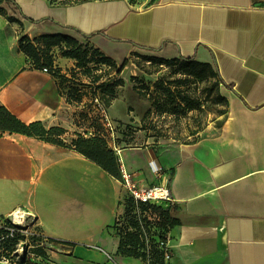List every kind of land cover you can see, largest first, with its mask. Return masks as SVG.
<instances>
[{
    "label": "crops",
    "instance_id": "0c3cea01",
    "mask_svg": "<svg viewBox=\"0 0 264 264\" xmlns=\"http://www.w3.org/2000/svg\"><path fill=\"white\" fill-rule=\"evenodd\" d=\"M58 1L10 0L0 13V222L24 212L25 223L52 246L47 264H142L120 250L115 225L130 200L120 177L99 163L104 156L97 162L95 146L86 148L93 159L75 145L101 139L119 173L123 164L139 183L170 186L176 203L166 210L173 254L167 264H264V0H145L142 8L130 0ZM54 34L118 64L132 50L210 64L227 110L187 132L159 121L149 102H133L121 87L108 106L118 154L90 111L100 83L63 56L65 45L51 50L52 68L65 81L21 49L24 36L36 44ZM34 124L58 129L52 137L65 145L26 133H35ZM176 129L188 140L158 136ZM121 137L129 143L121 145Z\"/></svg>",
    "mask_w": 264,
    "mask_h": 264
},
{
    "label": "rangeland",
    "instance_id": "374dc122",
    "mask_svg": "<svg viewBox=\"0 0 264 264\" xmlns=\"http://www.w3.org/2000/svg\"><path fill=\"white\" fill-rule=\"evenodd\" d=\"M51 4H57L58 0H48ZM73 0L68 1L72 2ZM139 7H145L149 5V2L145 0H130ZM75 2V0H74ZM77 2V1H76ZM11 3L6 2L5 4ZM63 3V2H62ZM7 4V5H8ZM3 12L7 11L0 5ZM16 11V9L14 10ZM17 16H21L16 11ZM13 17V16H11ZM17 19L16 17H13ZM23 20H25L23 18ZM26 21V20H25ZM20 24L23 23L17 19ZM90 48V47H89ZM147 55L141 50L131 51L128 59L124 60L121 64H118L115 60V69L112 71H104L103 73H96L95 76L100 77V84L106 82L112 83L115 80L121 79V84L116 88L117 92L121 87L128 86V96L133 102H142L143 100L149 102L152 106L151 110L154 111V116L158 120H170L169 126L183 127L187 132H199L207 125V122L215 115H220L227 110V105L220 101V98H224L221 92V84L217 87L214 85L217 80L215 78H207L204 81L190 74L183 68V64L180 61H175L173 64H157L155 62L147 64L144 57ZM176 60V59H173ZM98 62V61H97ZM109 63V62H108ZM120 68L122 72H120ZM183 83H180L182 82ZM98 86V85H97ZM97 93L98 90H97ZM187 98L191 101L190 104L196 102L197 108L191 109L188 103L183 98ZM106 100H113L106 94ZM227 101V100H226ZM180 106V108L178 107ZM112 113V111H111ZM115 119L114 114L112 113ZM191 126V127H190ZM159 137L177 138L178 140H188V136L182 138L181 129L174 130L171 134L158 133ZM121 145L129 143L128 139L121 137L119 140ZM152 158L153 154H149ZM138 180V179H137ZM127 203L126 208L131 212L130 206L131 200ZM125 208V209H126ZM126 215H128L126 213ZM9 224V221L0 222V264H3V257L11 259L9 264H30V260L33 259V263H45L51 257L52 246L42 238L35 236H18L7 237V233L4 230ZM35 229V228H34ZM18 240L17 245L13 248L12 242ZM121 241V239H120ZM24 247V251H21ZM95 248V246H89ZM12 251V252H11ZM38 257H42L44 260H39ZM75 259L71 258V261ZM8 264V263H7ZM49 264H73L70 262L58 263L50 262Z\"/></svg>",
    "mask_w": 264,
    "mask_h": 264
},
{
    "label": "built area",
    "instance_id": "2783aa9c",
    "mask_svg": "<svg viewBox=\"0 0 264 264\" xmlns=\"http://www.w3.org/2000/svg\"><path fill=\"white\" fill-rule=\"evenodd\" d=\"M96 73H103L104 71H112L115 69L112 63L97 62L94 65ZM54 68L43 67L42 71L45 73H55ZM92 106L90 111L92 115L103 124L107 130L110 147L118 154L120 148L117 142V128L112 120L106 100H104L99 93L93 95L91 98ZM151 169L156 176H161L164 169L157 164H152ZM121 183L130 195L132 205L130 206L131 212L128 215L122 214L115 225L116 233L124 240L127 235L132 234L139 238L138 250L147 255L146 258H140L142 264H156L152 258L154 250L159 251L168 263L172 257V250L169 246V230L170 224L165 223L161 211H166L173 204L176 203L173 197L171 188L168 184H160L148 186L134 180L133 176L128 172L126 167L121 164ZM170 179L168 180V182ZM16 214L9 220V224L4 227L7 237L16 236H35L45 240L44 236L34 229L30 224L25 223V215L16 217ZM128 245L127 248H131ZM21 251H24L22 247ZM42 260V257H38ZM11 259L3 257V264H9Z\"/></svg>",
    "mask_w": 264,
    "mask_h": 264
},
{
    "label": "trees",
    "instance_id": "16d2710c",
    "mask_svg": "<svg viewBox=\"0 0 264 264\" xmlns=\"http://www.w3.org/2000/svg\"><path fill=\"white\" fill-rule=\"evenodd\" d=\"M9 1L10 0H0V5H3L4 3L9 2ZM2 12L3 10L2 8H0V13ZM9 20L11 22H17V19L13 17H9ZM34 42L36 44L32 43V40L29 37L24 36L20 41V46L23 52H25L29 57H31L35 61L38 67L52 68L54 59H53V56L51 55V50L54 47L65 45V49H62L63 56L67 58L75 59L77 61V66L78 68H80V71L82 72V74L86 76L87 78L91 79V81L95 84L100 83L99 81L100 77L95 76V70L90 67V63L97 64V61H98V62H103V63L109 62V63L115 64V62L109 57L104 56L97 50L90 49L86 43H80L77 39L71 36L65 35V34H54V35L41 36V37L35 38ZM90 50L92 51L90 52ZM89 55H90V58H89ZM144 59L146 61H152L158 64H169V65L175 63V61L176 62L180 61L183 64V68L190 74L194 75L195 77L203 81L207 78H210V79L215 78L217 82L214 85L217 87V85L220 84L219 76L216 73L213 66L210 64L200 63L194 60H179V59L165 60V59H160V58L153 57V56H146L144 57ZM120 72H122L121 68H120ZM54 74L55 76L57 75L58 77H60L62 81H65L64 76H62L60 72H58V70H55ZM121 83H122L121 79H119L109 84L107 83L99 84L97 86L99 95L104 100H106V94H108L109 97H112L114 99L117 94L116 88L119 87ZM180 83H183V81ZM183 99L184 101L188 103L189 108L191 109L197 108L198 104L196 102H194V104H190L191 101H189L187 98L184 97ZM220 101L227 105V101L225 98L223 97L220 98ZM106 104L109 106L110 100H106ZM178 107L180 108V106ZM37 127L38 126L35 124L31 126V128H34L36 130L35 133L34 132L32 133L29 130V128H26L25 131L27 130L26 133H28L29 135H36L43 140H47L49 142L56 143L59 145H65L61 139L52 137V135H54L55 132L58 131V129H51L50 131H46L45 129L37 130ZM61 133H63L62 130H59L58 135H61ZM93 141L94 139L93 140L92 139H79L75 141V145L79 151L85 153L86 155H88L89 157L93 159L95 158L92 157L89 152H87L86 148L89 147L90 149H92L95 146L94 151L97 152V162H98V156L100 157L104 156L106 163L100 162V161L99 163L109 173H111L112 175L116 177L121 178L120 173H119V168H118L119 163L117 162L114 155L112 153L102 152L103 151L102 149H104L106 146V142L104 140L99 139L94 145ZM128 212L129 211L126 208L125 214L126 213L128 214ZM161 213L165 220V223L170 224V216L168 212L161 211ZM12 243H13L12 244L13 248L11 250L13 251L14 247L18 243V240ZM139 243H140V240L137 236L129 234L124 240L120 241V250L123 254L134 257V258H139V259L146 258L147 255L143 254V252H140L138 250L137 246ZM128 245H132V247L127 248ZM0 246H2V244H0ZM152 258L155 260L156 264H167L164 261L163 255L157 250L153 251ZM30 264H36V263H33V260H30ZM38 264H44V263H38Z\"/></svg>",
    "mask_w": 264,
    "mask_h": 264
},
{
    "label": "bare ground",
    "instance_id": "6f19581e",
    "mask_svg": "<svg viewBox=\"0 0 264 264\" xmlns=\"http://www.w3.org/2000/svg\"><path fill=\"white\" fill-rule=\"evenodd\" d=\"M23 215H24V212H22V211H19V212H17V213H16V215H15V216H16V217H19V216H23Z\"/></svg>",
    "mask_w": 264,
    "mask_h": 264
}]
</instances>
